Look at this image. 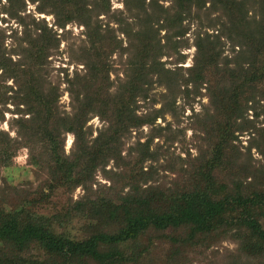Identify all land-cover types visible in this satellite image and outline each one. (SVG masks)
I'll return each instance as SVG.
<instances>
[{
	"label": "rangeland",
	"instance_id": "1",
	"mask_svg": "<svg viewBox=\"0 0 264 264\" xmlns=\"http://www.w3.org/2000/svg\"><path fill=\"white\" fill-rule=\"evenodd\" d=\"M85 1L84 12L73 8L70 21L69 7L60 0H0V63L8 65L0 68V76L13 71L9 64L29 60L27 40L38 38L43 29L48 45L43 44L45 56L37 74L45 91L58 95L59 111L71 113L73 101L76 104L88 93L85 74L94 64L103 71L90 92L108 101L95 105L108 120L115 107L111 99L118 100L125 82L143 61L145 68H154L128 98L139 125L122 131L119 154L93 172L92 180L85 182L86 191L81 185L49 188L46 170L29 162L30 152L46 161L44 144L35 140L31 150L18 148L12 163L0 167V201H6V210L25 204L38 215L51 217L86 195L117 201L132 190L131 185H138L140 192L185 191L200 178L196 173L222 140V166L215 169L220 179L247 182L264 174V50H257L255 66L250 65L253 56L248 50V32L263 21L262 0ZM146 43H150L148 53L141 57ZM255 67L263 72V80H249ZM0 79L16 85L10 78ZM70 79L76 83L79 99L71 96ZM222 90L226 111L217 102ZM12 101L0 105L5 110L0 131L15 138L14 112L22 107ZM106 124L91 114L84 130L91 139ZM73 149V135L66 133L64 154ZM81 212L70 210L60 223L54 219L55 230L75 239L86 237L89 220ZM258 218L264 226V216ZM186 232L185 227L151 230L147 233L151 246L138 264H264V255L240 254L234 231L196 237L189 244L178 242ZM147 234L139 241L147 243ZM27 255L39 261L45 257L37 246Z\"/></svg>",
	"mask_w": 264,
	"mask_h": 264
},
{
	"label": "trees",
	"instance_id": "2",
	"mask_svg": "<svg viewBox=\"0 0 264 264\" xmlns=\"http://www.w3.org/2000/svg\"><path fill=\"white\" fill-rule=\"evenodd\" d=\"M60 2L63 7L68 5L70 21L73 19V15H70L72 9L84 12L83 8L87 4L85 0ZM232 5H229L230 8ZM81 22L85 21L82 19ZM44 34L42 29L38 38L27 40V62L9 64L13 71L0 76L10 78L16 84L10 86L0 79V105L13 100V105L22 107L16 109L14 113L17 116L13 117L12 126L16 129L17 137L0 131V167L12 163L18 148L24 146L31 150L30 146L36 140L44 144L48 158L43 162L30 152L29 162L46 170L50 178L49 188L81 185L85 190V182L92 180L93 172L103 168L119 154L122 131L132 125H139V118L132 115L128 106V98H132L139 90L146 74L154 67L145 68V62H139L133 75L125 82L118 100L111 99L115 107L113 115L107 120L106 112L97 111L95 105H106L108 101L104 102L98 93L90 92V87L94 86L93 82H97L99 72L103 69L94 64L88 65L90 73L85 74V79L89 85L84 90L88 93L80 98V94L74 90L76 83L70 79L69 83L73 86L70 88L71 96L73 100H80L76 104L73 101L71 113H61L57 105L58 95L46 92L37 74L45 56L43 44L45 42L48 45ZM248 35L251 41L248 50L253 56L250 65L255 66L257 50H264V14L260 26L248 32ZM149 45L145 44L141 57L148 53L146 47ZM7 66L0 63V68ZM258 71L255 67L249 80H263V72ZM197 73L195 76H199ZM10 91L13 94L9 95ZM224 94L222 90L217 96L219 107L223 105ZM222 108L226 111L227 105ZM4 111L0 106V121L3 120ZM91 114L99 115L107 124L90 139L84 128ZM66 133L73 135L74 149L69 155L64 154ZM223 146V140L215 144L213 156L196 173L200 178L194 179L185 191L167 193L156 189L140 192L138 185H131L132 190L117 201L103 197L92 199L86 195L77 200L72 208H66L51 217L38 215L25 204L19 208L14 205L6 210V201H0V264H138L140 257L151 246L152 237L147 233L151 230L160 232L168 227L187 228L185 237L177 240L186 244L194 242L196 237H213L214 234L234 231L232 236L239 243L240 254L250 258L264 255V226L258 218L264 216V174L246 180L248 183L241 179H220L215 169L222 166ZM43 196L45 193H42ZM72 209H83L82 215L89 220V233L84 238H71L55 230L52 224L57 218L59 223L63 222ZM242 229H246L250 235L247 236L248 233ZM144 233L148 235L145 244L139 241ZM34 246L44 251L43 261L27 255Z\"/></svg>",
	"mask_w": 264,
	"mask_h": 264
}]
</instances>
